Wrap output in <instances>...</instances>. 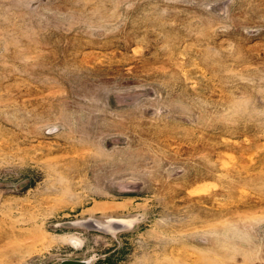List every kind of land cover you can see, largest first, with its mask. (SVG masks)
<instances>
[{
	"label": "rangeland",
	"instance_id": "374dc122",
	"mask_svg": "<svg viewBox=\"0 0 264 264\" xmlns=\"http://www.w3.org/2000/svg\"><path fill=\"white\" fill-rule=\"evenodd\" d=\"M68 259L264 264V0H0V264Z\"/></svg>",
	"mask_w": 264,
	"mask_h": 264
},
{
	"label": "water",
	"instance_id": "95a60500",
	"mask_svg": "<svg viewBox=\"0 0 264 264\" xmlns=\"http://www.w3.org/2000/svg\"><path fill=\"white\" fill-rule=\"evenodd\" d=\"M87 260H77V259H68V260H63L57 264H87Z\"/></svg>",
	"mask_w": 264,
	"mask_h": 264
},
{
	"label": "bare ground",
	"instance_id": "6f19581e",
	"mask_svg": "<svg viewBox=\"0 0 264 264\" xmlns=\"http://www.w3.org/2000/svg\"><path fill=\"white\" fill-rule=\"evenodd\" d=\"M76 243H78V242H76Z\"/></svg>",
	"mask_w": 264,
	"mask_h": 264
}]
</instances>
